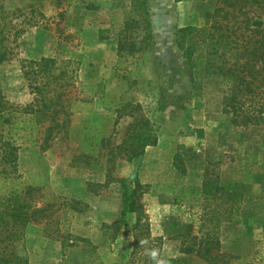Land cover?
I'll use <instances>...</instances> for the list:
<instances>
[{
    "label": "rangeland",
    "instance_id": "obj_1",
    "mask_svg": "<svg viewBox=\"0 0 264 264\" xmlns=\"http://www.w3.org/2000/svg\"><path fill=\"white\" fill-rule=\"evenodd\" d=\"M201 3L0 0V23L14 33L8 59L0 65L6 100L14 105L34 102L22 75L27 60L54 58L71 77L66 130L46 150L18 141V180L41 187L43 202L73 198L88 205L84 213L59 211L69 222L67 240H52L39 226L28 227L18 247L27 264H131L135 215L121 218V183L94 186L95 192L88 184L103 183L107 152L128 147L127 139L136 133L153 140L136 169L147 186L140 202L153 239L141 249L139 264L145 258L183 264L177 261L183 255L175 233L181 228L177 223H185L190 214L198 235H208L219 251L239 256L233 264H264V130L233 126L221 110V92L212 79L202 81L198 96L189 87L175 43L177 28L205 23ZM142 13L150 21L153 46L118 53L125 19H141ZM140 115L150 125L133 130L130 125ZM135 168L117 157L111 175L128 178ZM208 179L230 190L241 185V207L230 209L224 195L204 184Z\"/></svg>",
    "mask_w": 264,
    "mask_h": 264
},
{
    "label": "trees",
    "instance_id": "obj_2",
    "mask_svg": "<svg viewBox=\"0 0 264 264\" xmlns=\"http://www.w3.org/2000/svg\"><path fill=\"white\" fill-rule=\"evenodd\" d=\"M201 8L205 19L202 26L187 25L175 32L176 47L183 59L189 87L199 91L200 96L202 81L212 79L221 92V110L230 116L233 126H255L264 130V0H202ZM139 16L141 19H125L117 40L118 53L134 54L153 46L150 21L145 13ZM138 28L141 30L138 37L133 36ZM13 34L4 22L0 23V65L8 59V43ZM21 69L35 96L33 103L11 104L0 87V264H27L18 247L28 227L39 226L44 237L64 240L69 236V222L60 217L59 211L68 209L84 213L88 207L73 198L43 202L41 187L18 180V141L26 140L46 150L54 136L66 130L71 80L68 71L50 57L27 60ZM194 108L199 109L200 104L196 103ZM149 125L148 118L140 115L134 118L130 128L139 130ZM127 140L128 147L118 145L107 152L103 183H89L88 188L95 192L94 186L107 188L114 181L121 183V218L135 215L130 228L133 232L130 263L139 264L143 248H148L153 239L149 236L147 216L140 202L147 186L139 181L136 169L147 142L153 140L149 141V135L144 138L140 133ZM117 157L136 165L128 178L118 179L111 175ZM204 184H212L214 191L224 195L234 211L244 202L241 185L230 190L231 186H220L215 179L212 182L208 179ZM186 218L185 223H177L181 228L175 233V237L181 238L180 253L183 255L178 262L233 264V260L239 259L237 255L219 251V246L208 235H198L193 214ZM155 261L145 258L143 264H155Z\"/></svg>",
    "mask_w": 264,
    "mask_h": 264
},
{
    "label": "clouds",
    "instance_id": "obj_3",
    "mask_svg": "<svg viewBox=\"0 0 264 264\" xmlns=\"http://www.w3.org/2000/svg\"><path fill=\"white\" fill-rule=\"evenodd\" d=\"M153 255H155V253H153Z\"/></svg>",
    "mask_w": 264,
    "mask_h": 264
}]
</instances>
